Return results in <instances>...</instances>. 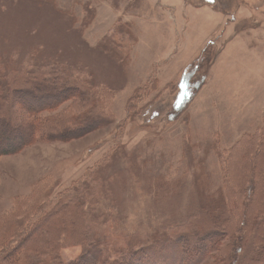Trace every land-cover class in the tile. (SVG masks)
Wrapping results in <instances>:
<instances>
[{"label":"rangeland","instance_id":"obj_1","mask_svg":"<svg viewBox=\"0 0 264 264\" xmlns=\"http://www.w3.org/2000/svg\"><path fill=\"white\" fill-rule=\"evenodd\" d=\"M12 64L67 67L94 99L43 116L64 110L79 122L101 113L111 123L92 129L83 119L77 128L87 132L72 140L0 156V255L14 231L56 239L57 223L73 220L79 188L92 214L77 215L73 238L113 244L143 243L186 222L202 193L223 202L234 231L245 205L262 198L251 170L255 162L264 170V0H0V73L11 75ZM246 239L242 258L253 245L256 261L264 232L249 228ZM209 244L167 254L174 264L183 251L182 264H214ZM60 254L75 260L82 249Z\"/></svg>","mask_w":264,"mask_h":264},{"label":"trees","instance_id":"obj_2","mask_svg":"<svg viewBox=\"0 0 264 264\" xmlns=\"http://www.w3.org/2000/svg\"><path fill=\"white\" fill-rule=\"evenodd\" d=\"M7 66H11L13 69L10 71L11 75L0 73V156L20 153L26 147L43 139L48 142H67L76 138L77 135L87 132L88 125L93 129L98 128V124L105 126L111 123L101 113L95 115L93 119L83 118L86 120L84 125L89 124L86 127L78 128V123L83 119L79 122L70 118L66 119L68 111L63 110L57 116H43L44 113L49 114L56 111L65 103L77 100L86 105L93 104L94 99L88 96L86 91L82 92L78 88L77 84L81 83L67 71L69 68L65 69L58 64H49L47 68L52 69L51 71L41 68L25 71L20 64ZM42 67L46 68L45 65ZM17 77H20L19 82L15 80ZM253 163H251V167ZM259 165L262 166L261 163L255 162V166L251 170V174L256 178V182L251 188L261 186L264 190V170ZM85 190L86 188L83 191L79 188L73 191L69 202L75 204L73 220L68 222L65 219L57 223V229L55 228L57 231L52 230L57 236L56 239H47L50 235L49 230L42 231L35 236L32 235L34 230L31 232H27V230L25 232L14 231L12 235H7V237H11V242L1 250L0 264H144V260H141L144 256L147 257L145 264H174L167 254L171 249L186 251L187 248L190 251L200 249L201 252H204L210 246L209 243H212L213 247L206 253L214 258V264H256V262H261L264 255V246H262L259 248V257L255 261L256 249L253 245L250 251L252 257L243 259L241 255L246 248L250 247L246 239V231L250 228L255 232H264V210H262L264 203L261 202L264 201V191L261 193L260 200L251 199V203H255L253 207L251 204V206L245 205L246 212L241 215L242 228L240 229L232 231V223L224 218L226 209L223 202L208 199L201 191V204L198 211L196 210L190 215L185 220L186 222L173 225L165 233H154L148 237V241L143 243L136 240L113 244L104 238H91L88 233L82 235V238H79L80 241L73 238L74 233L72 232L77 228L75 222L77 215L83 212L92 214V210L86 205L84 194L87 192ZM89 205L92 206V203ZM66 207L67 205L64 208L67 209ZM255 210L261 212L255 213ZM202 214L212 218L209 223L200 219ZM46 219L47 215L44 216L45 221ZM106 223L107 221L102 225ZM205 224L208 225L203 227ZM45 227L46 224L43 225V229ZM182 227L185 228L182 229ZM118 231L121 233L120 230ZM42 238L45 241L41 240ZM225 241L232 248V254L229 252L227 255L228 261L221 256L223 248L226 246ZM38 244L41 245L38 247ZM73 246L81 247L82 254L75 260L65 261L60 251L65 247ZM151 252H154V255L148 256ZM156 253L160 261L155 257ZM162 253L165 255L162 256ZM181 255L183 257L179 261L180 264L186 260L184 251L181 252ZM186 261H188V257ZM200 261L199 257L197 262Z\"/></svg>","mask_w":264,"mask_h":264}]
</instances>
